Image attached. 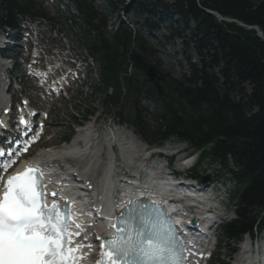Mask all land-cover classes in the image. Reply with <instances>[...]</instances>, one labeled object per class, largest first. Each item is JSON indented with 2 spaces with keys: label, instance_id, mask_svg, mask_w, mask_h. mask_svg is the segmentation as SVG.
Here are the masks:
<instances>
[{
  "label": "trees",
  "instance_id": "obj_1",
  "mask_svg": "<svg viewBox=\"0 0 264 264\" xmlns=\"http://www.w3.org/2000/svg\"><path fill=\"white\" fill-rule=\"evenodd\" d=\"M70 1L85 25L96 32L88 39L89 52L99 64L103 85L114 88V102L120 75L128 65L139 77L151 63L159 68L152 52L144 50L143 33L162 30L167 34L165 45L182 43L188 75L169 79L154 132L147 129L138 107L141 90L127 86L134 96L131 124L154 143L176 136L200 151V162L217 164L235 181L231 199L236 219L220 228L230 258L234 251L230 244L246 234L254 237L264 227V41L254 31L220 21L206 11L258 27L264 36V0H167L170 4L133 0L129 12L135 29L120 22L112 36H106V19L93 12L89 0ZM103 3L107 15L116 12L118 0ZM0 7V28H16L18 15L43 14L35 0H0ZM189 49L197 63L188 55ZM192 175L201 177L196 169ZM216 264L225 263L217 256Z\"/></svg>",
  "mask_w": 264,
  "mask_h": 264
},
{
  "label": "snow or ice",
  "instance_id": "obj_2",
  "mask_svg": "<svg viewBox=\"0 0 264 264\" xmlns=\"http://www.w3.org/2000/svg\"><path fill=\"white\" fill-rule=\"evenodd\" d=\"M18 123L28 135L23 116ZM9 143H20V137ZM29 146L25 141L8 152L0 150V264H81L83 259L92 264H188L189 255H195L163 204L144 199L114 200L123 204L116 223L110 224L115 234L93 233L100 241L94 245L86 234L90 226L77 223L70 211L74 201L48 191L44 165L26 166L4 179L3 173L16 163L14 156ZM49 197L55 199L49 202ZM97 247L99 255L92 256Z\"/></svg>",
  "mask_w": 264,
  "mask_h": 264
},
{
  "label": "bare ground",
  "instance_id": "obj_3",
  "mask_svg": "<svg viewBox=\"0 0 264 264\" xmlns=\"http://www.w3.org/2000/svg\"><path fill=\"white\" fill-rule=\"evenodd\" d=\"M5 68V65L0 64V70H5ZM77 137L83 143L82 146L74 144L62 148H53L45 151L41 150L37 153L33 162L44 166L51 165L53 172L56 173L58 171L57 167L61 166L60 162H62L63 159H68L73 162L79 161L81 163V166L78 167V170L81 173L80 177L85 181H89L95 174L101 172L102 175H100L92 184V189L89 192L90 195L86 192H84V195H81L84 196V198L90 196L91 199L96 200L98 205L96 208L102 210L103 216L109 217L113 213H116L119 206L122 204L121 203L119 206L117 204L112 205L111 202V197L114 194H117L120 185L125 182L123 181L124 178L119 177V174L123 172L122 169L124 167H126L127 170L131 169L130 174L133 176L136 172L142 171L146 165L145 161L142 159V154L134 148L128 147L126 142L121 144L122 139L118 137L117 133H105L99 140L93 139L91 132H79ZM111 146L115 149L116 157L115 168L112 169H110L111 160L104 158V156H101V158L99 157V153L105 149H108V152L110 153V151H112V149H110ZM25 165H27V163L21 164V166ZM98 170L100 172H98ZM61 176L65 177L64 174ZM50 181L52 182V179H50ZM131 191L132 193L130 196L128 195V198H133L137 193L143 192H147L145 195H152V199H155L156 201L166 200L167 197L170 196L166 194V192L169 191L168 185L165 186V184H159L152 174H147V177L131 189ZM124 200H126V196L124 199H120L122 202H124ZM190 205L191 203H180V206L184 211L180 212L182 215L186 216V220L193 218L194 221H197L198 219L204 221L206 219V214L209 213L207 211L215 208L214 204L207 202H202L197 206L193 205L192 208H188ZM90 221L91 223H94L93 220ZM93 233L101 237L106 236L103 227L94 224V227L90 228L89 232L86 231V234L91 237V243H93L95 239V236L92 235ZM245 242V244H241L238 247V250L234 254L235 257L233 256V264H264V236L256 243L254 255L245 252L248 250L247 240ZM85 243H87V241ZM91 255H96V251L91 253ZM81 264H90V260L83 259ZM190 264H198V261L191 260Z\"/></svg>",
  "mask_w": 264,
  "mask_h": 264
},
{
  "label": "rangeland",
  "instance_id": "obj_4",
  "mask_svg": "<svg viewBox=\"0 0 264 264\" xmlns=\"http://www.w3.org/2000/svg\"><path fill=\"white\" fill-rule=\"evenodd\" d=\"M61 1L65 2V0H61ZM260 1L261 0H258V1H256V3L260 2ZM37 2L44 4V0H37ZM132 3H133V0H118V3L116 4V11H119L120 13H119V15L112 14L111 17L107 18L108 24L109 25L110 24L115 25V24H117L118 21L122 20V18H123V20H125V22L127 21L128 23L129 22L131 23V20H130L131 15H130L129 9H130ZM165 3L170 4V2L167 0L165 1ZM92 7L94 8V10L96 12H98L100 14H105L104 13V4L102 3V0H93ZM49 14H52V13H49ZM164 37H167V34L162 30L157 32V33L150 34L149 37L144 35L143 38H144L145 47L147 50H150L151 52L154 53V57L157 60V62L159 63L160 72L164 75H167L169 77V79L178 80L182 76L188 75V66H187L184 58L182 57L184 48L182 46V43L178 40L174 42L173 47L166 46ZM15 51H17V50H15ZM188 55L190 56V58L192 59L193 62H197V59H196V57H195V55L191 49L188 50ZM14 76H16L22 80L23 73L20 70L16 69L14 72ZM143 87L145 89H149L150 86L147 84V85H144ZM16 89L18 91H19V89L20 90L23 89L24 93H26L30 98H32L33 92H30V90L32 88L29 85L23 83V85L16 86ZM18 96H19V94L16 92L10 94V97L14 100L16 98H18ZM103 99L104 98L100 94H96L94 97H91V98L86 97V98H82L81 100L77 99V100H75V102L73 100L70 103H67L64 101L55 103V105L51 109V117H50L49 127L47 129V136L43 141L44 148L48 149V148L57 147V146L62 147V146H60V143L64 137L68 136V133L70 131L69 128L71 125V118L73 116L72 114H75V112L76 113L81 112L85 105L92 104V103L95 104L96 112H100L101 110L105 111V107L102 104ZM142 106L143 107L147 106L146 107V109L148 110L147 121L149 124H152L151 118H150L151 114L153 113L152 103L150 104L148 102H142ZM121 113L123 114L124 119H126L132 115V104H131V101L127 95L122 96ZM112 122L115 125H117V124H119L121 126L123 125V122L117 120L116 118H112ZM107 123L109 124L111 122H109L107 120H105L104 122L99 121L98 125L99 126H103V125L107 126ZM126 128L129 129L128 125H126ZM113 131H116V128H113ZM207 164H208L207 162H203L199 166V170L204 175V177L209 178V181L215 180V177L217 174L221 175L217 180H215L216 184H217L216 188H218L222 191L223 204L220 208L222 210L226 209L224 219L226 221H229V220L233 219V205L229 201V192H231L233 190L234 184H233V182L229 181L230 179L228 178L226 173L222 172L220 174V170H219L218 166L208 167ZM75 165H77L78 167L81 166L79 163L78 164L75 163ZM176 167L178 169L180 168L177 160L175 162V168ZM98 172H100V171L98 170ZM97 178H98V176L96 174V177L93 179V182H95L97 180ZM209 184H211V183H209ZM217 236L218 235L216 234V236H215L216 237V244H219V242H220V244L222 245L221 242L223 241V239L221 237H217ZM216 247H217V245H216ZM235 247L237 249L238 244ZM220 253L223 254V252H221V251H220ZM216 254H217V252L215 250L214 255H216ZM234 257L230 261L231 264H233Z\"/></svg>",
  "mask_w": 264,
  "mask_h": 264
},
{
  "label": "water",
  "instance_id": "obj_5",
  "mask_svg": "<svg viewBox=\"0 0 264 264\" xmlns=\"http://www.w3.org/2000/svg\"><path fill=\"white\" fill-rule=\"evenodd\" d=\"M207 14L216 17L220 21H224L226 23H235L239 27H241V28H243L245 30L254 31L256 36L260 40L264 41V36L262 35V33H261V31L259 30L258 27L245 26V25H243V24H241L239 22H236L234 20H223L218 14H216L214 12L207 11ZM145 77L148 80V82L154 86L158 96H162L163 86L167 84L164 76L161 73H159L155 68H153L152 66H149L146 69V71H145Z\"/></svg>",
  "mask_w": 264,
  "mask_h": 264
}]
</instances>
